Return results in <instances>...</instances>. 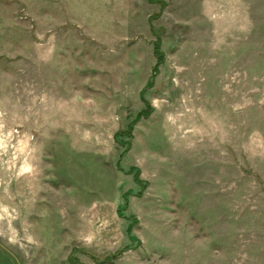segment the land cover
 <instances>
[{
	"label": "rangeland",
	"instance_id": "374dc122",
	"mask_svg": "<svg viewBox=\"0 0 264 264\" xmlns=\"http://www.w3.org/2000/svg\"><path fill=\"white\" fill-rule=\"evenodd\" d=\"M0 264H264V0H0Z\"/></svg>",
	"mask_w": 264,
	"mask_h": 264
}]
</instances>
